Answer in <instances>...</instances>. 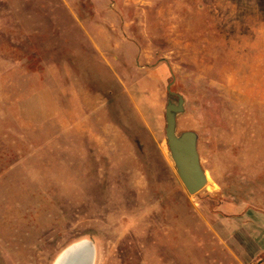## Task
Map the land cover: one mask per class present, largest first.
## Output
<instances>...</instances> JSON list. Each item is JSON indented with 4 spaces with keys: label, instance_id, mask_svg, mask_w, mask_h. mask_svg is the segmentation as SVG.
Masks as SVG:
<instances>
[{
    "label": "rangeland",
    "instance_id": "rangeland-1",
    "mask_svg": "<svg viewBox=\"0 0 264 264\" xmlns=\"http://www.w3.org/2000/svg\"><path fill=\"white\" fill-rule=\"evenodd\" d=\"M171 82L208 176L195 196L167 157ZM46 87L93 106L55 128ZM27 91L32 119L11 100ZM85 239L95 264L264 261V0H0V264Z\"/></svg>",
    "mask_w": 264,
    "mask_h": 264
},
{
    "label": "water",
    "instance_id": "water-1",
    "mask_svg": "<svg viewBox=\"0 0 264 264\" xmlns=\"http://www.w3.org/2000/svg\"><path fill=\"white\" fill-rule=\"evenodd\" d=\"M172 85L173 82L167 87L170 97L164 111L167 157L186 192L195 196L207 186L208 176L201 165L198 134L194 131L178 133V119L186 113V102L182 95L171 91ZM96 257V245L85 239L66 248L60 254L59 264H95Z\"/></svg>",
    "mask_w": 264,
    "mask_h": 264
},
{
    "label": "crops",
    "instance_id": "crops-1",
    "mask_svg": "<svg viewBox=\"0 0 264 264\" xmlns=\"http://www.w3.org/2000/svg\"><path fill=\"white\" fill-rule=\"evenodd\" d=\"M100 1L103 2V0H97V2L101 3ZM100 24L101 23H98L96 25H100ZM102 28L103 27H101L99 30L100 34L105 33ZM95 46L99 52L111 50V48H108L105 45V42L102 43V41H100L99 45L98 43L95 42ZM99 46L102 47V49ZM115 59H117L118 61L119 58L117 57ZM80 64H81L80 65L81 67L87 70L93 68V66L91 65V62H89L88 60H83L80 62ZM142 74L144 75V77L148 78L150 81H153V82L160 81L158 71L152 72V70L149 69V72H146L145 74L142 73ZM27 79L25 78L24 81L26 82L30 80L29 78ZM79 97L80 98L78 99L81 101L75 98L74 95L71 98H68L67 96L65 98V96H63V92L57 90V88H55V92H53L49 87H46L45 89L41 91L39 95V108H40L39 114L41 115V119L42 118L47 119L49 116H52V117L55 116V120H54L55 128H64L66 124H68L69 126H71V124H76L80 109L81 108L83 109L87 105L93 106L90 96L87 93H84L83 95H80ZM11 100L18 101V103L16 102L13 103L14 106H19L20 104H23L24 102L25 108H27L26 102L28 101L29 108L26 109V111L28 112L30 119H32L31 116L33 115V113L31 114V103H32L31 102L32 100L31 92L27 91L23 93L22 97L19 95H14ZM21 100H23L22 103L20 102ZM49 112H50V115H49ZM85 126L86 128H88V122L86 123Z\"/></svg>",
    "mask_w": 264,
    "mask_h": 264
},
{
    "label": "bare ground",
    "instance_id": "bare-ground-1",
    "mask_svg": "<svg viewBox=\"0 0 264 264\" xmlns=\"http://www.w3.org/2000/svg\"><path fill=\"white\" fill-rule=\"evenodd\" d=\"M165 151V150H164ZM64 251V250H63ZM61 254V253H60ZM60 254L58 255V257H56L54 264H59L60 262Z\"/></svg>",
    "mask_w": 264,
    "mask_h": 264
},
{
    "label": "built area",
    "instance_id": "built-area-1",
    "mask_svg": "<svg viewBox=\"0 0 264 264\" xmlns=\"http://www.w3.org/2000/svg\"><path fill=\"white\" fill-rule=\"evenodd\" d=\"M258 264H264V261H263V260H260V261L258 262Z\"/></svg>",
    "mask_w": 264,
    "mask_h": 264
}]
</instances>
